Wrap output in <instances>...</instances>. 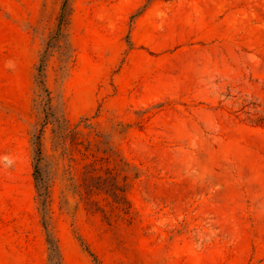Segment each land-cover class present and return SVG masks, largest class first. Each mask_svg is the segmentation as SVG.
<instances>
[{
    "label": "rangeland",
    "instance_id": "rangeland-1",
    "mask_svg": "<svg viewBox=\"0 0 264 264\" xmlns=\"http://www.w3.org/2000/svg\"><path fill=\"white\" fill-rule=\"evenodd\" d=\"M264 264V0H0V264Z\"/></svg>",
    "mask_w": 264,
    "mask_h": 264
},
{
    "label": "trees",
    "instance_id": "trees-1",
    "mask_svg": "<svg viewBox=\"0 0 264 264\" xmlns=\"http://www.w3.org/2000/svg\"><path fill=\"white\" fill-rule=\"evenodd\" d=\"M46 232V242L48 245V264H61L60 252L56 241L50 236L47 228L44 226ZM84 250L92 258L94 263H98V259L95 254L89 249L87 245H84Z\"/></svg>",
    "mask_w": 264,
    "mask_h": 264
}]
</instances>
